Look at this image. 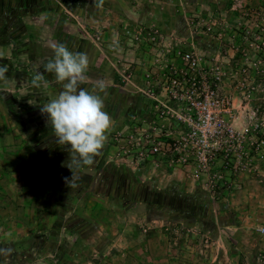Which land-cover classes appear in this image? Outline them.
<instances>
[{"label":"crops","instance_id":"1","mask_svg":"<svg viewBox=\"0 0 264 264\" xmlns=\"http://www.w3.org/2000/svg\"><path fill=\"white\" fill-rule=\"evenodd\" d=\"M32 1L34 2V0H0V29L2 30L0 31V65L8 67V72L5 74L7 80H0V221L5 220V225H0V236L9 233L12 236L22 234L21 240H26L31 235L30 228L33 229V226L30 227L27 222L28 228L24 227V223L14 228L12 224L17 214H20L21 219L29 220L31 212L39 218L35 233L37 235L43 233L40 238L42 241L47 239L46 234L56 236L61 229H68L70 236L75 237L77 234L81 236V232L93 228L88 227L89 221L102 217L100 205L97 206L96 203L91 205L92 200L89 199L91 194L96 192L93 187L97 188L100 185L108 190L109 196L114 192L120 194L118 200L121 204L127 201L134 205L129 207L131 210L124 214L122 221L132 220L135 224L144 222V225L150 222L151 227L155 228L158 226L153 225H161L162 219L154 218L150 213L138 216L132 212H141L138 206L142 203L150 208L154 204L153 207L158 210V190L160 185L164 184L163 194L170 200L171 205H164L161 211L168 208L170 213H179L181 218L188 220L190 211L184 207L177 212L173 206L175 202L189 201L193 197L194 201H199L197 199L199 196H203L208 201V209H210L208 214L206 212H200L198 215L190 213V217L193 218L196 226L203 229L204 233L211 235L210 241L193 244L185 239L177 246L174 242H169L166 236L160 235L158 231L155 234L148 232V243H145L144 247L149 248H145V255L142 248L132 245L130 247L135 249L136 254L128 250L123 258L118 256L117 259L113 258L114 260L101 261L105 258V251H109L110 248L100 245L95 248L101 254L97 257L100 261V263L96 262L97 264H238L235 256L239 249L264 251V236L260 238L256 233L260 226L264 227V172L259 181L245 178L242 184L236 186L239 189L235 191L236 193L228 195L221 192L212 200L204 193L206 178L193 182L190 176L191 167L171 169L167 166L166 160H161L159 168H155L152 162H148L142 166L138 165L136 169H127L122 164L117 166L110 164L106 158V148H103L101 155L95 158V163L84 167V170L90 173L84 172V176L76 181L78 187L70 188L64 181L65 177L70 179L72 176L71 170L67 167V164L71 162L70 153L67 150L69 146L57 143L47 114H42L40 111L44 104L55 99L62 90V84L56 82L54 75L44 70V65L54 59L51 45L63 43L70 51L88 54L90 63L86 73L87 80L81 87L100 95L104 102V110L112 118V127L107 133L106 146L113 131L128 130L132 118L139 123V130L150 126V106L153 102L142 92H150L146 94L164 102H170L163 84H154V91L151 92L149 84L143 82V76L147 72L155 76L161 74L165 67L170 65L171 56L157 53L156 50L146 47L147 45L141 46L140 42L137 45L131 44L134 41L130 36H124L121 28L125 22L140 25L146 23L149 15H153L151 21L161 23L165 27V23L172 22L171 7L176 4L171 1L164 3L160 0H156L155 4L151 5V0H104L101 9L96 7L98 0L95 2L94 0H85L86 2L66 0L75 4L77 8L74 12L75 16L81 17L88 25L87 33L90 39L84 40L82 36L74 33L67 34L63 25L62 31H54L53 36H49L44 41V35H35L34 26H31L32 28L27 26V24H36L25 22V18L29 16H38L32 20H36L39 26L49 27V23L45 21L48 18L47 9L41 2H34L39 6L33 8ZM189 3L207 6L206 0H193L188 1ZM59 5H62L61 2ZM54 8L56 11L55 6ZM160 9H165V16ZM54 13L49 15L52 17L49 19L50 23L53 22L56 25L58 17L60 19L61 16L63 20V13L61 10ZM114 42H118L119 51L113 49ZM3 46L4 51L1 54ZM125 69H131L135 74L133 88L120 86L119 74L125 72ZM38 72H42L48 81L39 88L31 83L32 77ZM98 81L105 82V92H100L96 88ZM23 90L43 92L37 96L28 97V103L32 104V108L23 116L24 120L19 119L14 111L18 100L16 98L9 100L7 96L9 92ZM3 92H7L5 96L2 95ZM14 125L15 130L12 129ZM81 171L80 168L77 170L78 177ZM10 188L11 191L8 190ZM142 192L144 195L149 194L150 199L143 200ZM81 194L84 199L80 205ZM197 194L199 196H195ZM161 202L160 204L164 203ZM238 205L239 208H237ZM31 207L32 211H30ZM244 207H250V213L243 212ZM239 210H241L240 213ZM129 212L131 214L128 215ZM59 219L67 220L68 227L59 226L57 221ZM79 219L87 225L79 226L77 224ZM46 220L50 223L48 228L45 226ZM51 223L54 225L52 226ZM243 231L249 239L239 242ZM97 233L100 235V230ZM155 237L158 242H154ZM43 246V242H34L26 246L24 243H14L13 239L5 244L0 243V248L12 249L10 254H14L19 248L26 255L33 249H37L38 256L42 255V251L45 253ZM53 250L57 259L55 264H76V259H68L71 257L68 254L74 258L77 257L75 253L72 254V248H69L67 252V249L54 245ZM198 253L201 256H198ZM194 254L197 256L194 257ZM2 258L8 257L6 255Z\"/></svg>","mask_w":264,"mask_h":264},{"label":"rangeland","instance_id":"2","mask_svg":"<svg viewBox=\"0 0 264 264\" xmlns=\"http://www.w3.org/2000/svg\"><path fill=\"white\" fill-rule=\"evenodd\" d=\"M58 1L62 5H59L60 2L58 3L55 0H34V2L43 3L44 8L47 9L48 18L45 21L49 23V27L44 28L42 25L39 26L36 20H32L36 17L38 18V16L25 18V22L36 24H27V26L29 28L34 26L33 32L35 35H44V41L49 36H53L54 31H62L63 25L67 34L74 33L82 36L84 40L90 39L87 33L89 31L88 25H86L81 17L75 16L74 12L77 10L75 4L69 3L66 0ZM74 1L86 2L85 0ZM155 1L151 0L152 3L150 5L155 4ZM160 1L164 3L171 1L176 4L171 7V11L173 12L172 22L165 23V27H163L161 23L157 24L151 21L150 19H153V15H149L147 22L150 21L148 23L140 25L138 23L125 22L123 28H121V32L124 36L131 37L134 41L131 43H134L133 45H137L140 42L141 46L147 45L146 47L156 50L157 53L171 56L168 69L163 70L161 74L156 76L151 72H147L143 76V82L149 84L151 92L154 91V84H162L168 81L167 79L170 77L169 67L178 71L182 70L184 64L179 58L180 55H178L181 53H191L202 60V64L208 72L205 74L206 82L210 83L216 72H219L222 87L221 92L231 100L233 105L231 117L225 116V119L229 122L233 121L232 124L239 136V144L231 158L221 157L210 170L202 172L198 177L194 176V170L191 168L190 176L193 182H199L202 178H206V192L204 193L211 197L212 200L221 192H225L228 195L234 194L236 193L235 191L239 190L236 186L242 184L245 178H253L259 181L264 172V0H206L207 6L188 4V1L193 0ZM34 2L32 1L31 3L33 8L39 6L38 3L35 4ZM54 6L56 7V11ZM59 10L63 13V20H61V16L60 19L58 17V22L54 25L53 22L50 23L49 18L52 17L49 15L55 14L54 12L58 13ZM160 10L162 15L165 16V9ZM0 31L2 30L0 29ZM3 51L4 46L1 48V54H3ZM125 70V72L123 71L119 74L120 86L122 88H126L127 86L133 88L135 74L131 69ZM182 76L185 77V80L187 78L188 80L194 78L192 73L189 76ZM6 93L3 92L2 95L5 96ZM41 93L43 92L23 90L9 92L7 96H9V100L10 98L18 100L14 111L19 119L22 118L24 120L23 116L32 108V104L28 103V97L37 96ZM142 93L144 96H147L146 93L150 92ZM148 98L150 99V97ZM170 104L173 108L177 109L176 102L171 100V98ZM138 124L137 120L132 118L127 131H113L111 133L108 143L104 147L106 148V158H108L110 164L116 166L122 164L127 169L137 168L135 160L132 157L133 154L125 153L129 148L123 139L131 133H135L138 130ZM172 126L177 131H185L186 128L184 125L175 122L172 123ZM12 129L15 130V125ZM84 167L86 166L80 167L82 173L79 174V178L84 176V172L90 173L86 169L85 171ZM163 186L164 184L160 185V189L158 190V210L156 207H153L154 204L150 208L142 203L138 206L142 210L141 212H132V214L138 216L140 214L149 215L150 213L154 218L162 219L161 225H153L158 226L155 228L151 227L150 222L144 225V222L135 224L132 220L122 221L124 214H127L131 210L129 207L134 205L127 201L121 204L118 200L120 194L114 192L109 196L108 190L101 185L97 188L93 187L94 191L96 189L95 193L98 194H91L89 199L92 200L91 205L93 203H96L97 206L100 205L102 217L91 221L88 220V227L92 226L93 228L84 230L86 232H81V236L78 234L75 237L70 236L71 233L68 229H61L56 233V236H50L49 233L46 234L47 239H43L42 241L40 238H42L43 233L40 235L35 233V227L39 225L37 215L31 212L29 220H27L25 218L21 219L20 214H17L13 219L12 225L16 228L24 223V227L28 228L26 225L28 222L30 227L33 226V229L30 228L31 235L24 241L21 240L22 234L18 236L3 235L0 236V243L5 244V242L7 243L11 239H13L14 243H24L26 246L32 245L34 242H43L45 253L42 251V255L38 256V250L33 249L26 255L19 248L14 254H7V259L2 258L6 255H0V264H37L39 262L40 264H42L41 262L55 264L57 259L53 250L54 245L67 249V252H69V248H72V254L75 253L77 257L74 258L68 254V256H71L68 259H76V264H97L100 263L97 257L101 254L95 250L96 247L104 245V248L106 246L110 248L109 251H105V258H102L101 261H108L113 258L117 259L116 257L118 256L123 258L124 253L128 250L136 254L135 249L130 247L132 245L142 248L144 252L145 248H149L148 246L144 247L145 243H148V232H154L155 234L157 231L160 235L166 236L169 242H174L177 246L185 239L193 244L210 241L211 235L204 233L202 228L194 224L190 213L188 217L189 222L181 218L182 216L178 215L179 213H170L168 208H164L161 211L164 205H171L169 203L170 200L163 194L165 190ZM14 188L16 187L14 186ZM8 190L11 191V188ZM146 198L150 199L149 194L143 196V200ZM83 199L84 196L81 194L79 197L80 205ZM161 201L164 204H160L162 203ZM187 204L186 202L183 203V207ZM232 207L236 208L235 205H232ZM237 208H239V205ZM249 208L244 207L245 211L243 212L250 213ZM185 209L188 210L189 206L188 208L185 207ZM30 211H32V207ZM240 212L241 210H239ZM79 220L77 221L79 226L87 225L86 222L82 221V223ZM57 221L61 227L62 225H68L65 219ZM0 222V225H5V220H1ZM44 222L48 228L50 225L49 220ZM51 225L53 226L54 224L51 223ZM98 230H100V235L97 233ZM261 230H264V227L260 226L256 232L260 238L264 236ZM249 231L251 232V228ZM154 234L152 235L154 236ZM247 239H249V236L243 231L238 241L243 242ZM154 242H158L157 237L154 238ZM121 251L123 252L121 253ZM236 254L235 258L238 264H264V251L239 249L236 251ZM196 256L197 254H194V257ZM198 256H201L200 253H198ZM259 258L262 259L259 260Z\"/></svg>","mask_w":264,"mask_h":264},{"label":"built area","instance_id":"3","mask_svg":"<svg viewBox=\"0 0 264 264\" xmlns=\"http://www.w3.org/2000/svg\"><path fill=\"white\" fill-rule=\"evenodd\" d=\"M178 55L184 67L180 71L169 67L170 77L162 83L177 109L170 102L146 94L153 102L150 126L123 139L129 148L125 153L133 154L137 166L152 162L159 168L161 160H166L169 168L191 167L198 177L221 157L231 158L237 150L239 136L233 121L225 119L231 117L233 105L221 92L219 72L208 83L205 77L208 72L200 58L191 53ZM190 73L194 78L185 80L182 75ZM173 122L184 125L185 131H177Z\"/></svg>","mask_w":264,"mask_h":264},{"label":"clouds","instance_id":"4","mask_svg":"<svg viewBox=\"0 0 264 264\" xmlns=\"http://www.w3.org/2000/svg\"><path fill=\"white\" fill-rule=\"evenodd\" d=\"M95 2V0H94ZM104 0H98L97 8H103ZM54 59L44 65L47 73L53 74L57 83L62 84L59 95L44 104L40 111L47 114L51 122L53 135L59 145L69 146L70 163L67 167L72 176L64 178L70 188L78 187L77 170L81 166H92L95 158L108 139L107 133L112 127V118L104 110V102L100 95L89 92L81 85L87 80L89 56L86 52H73L63 43H53ZM113 49L119 51L118 42ZM7 65H0V80H7ZM34 87L39 88L48 81L42 72L36 73L31 80ZM96 88L106 91L104 81H98ZM11 236V234H8ZM12 252L11 248H0V255Z\"/></svg>","mask_w":264,"mask_h":264},{"label":"trees","instance_id":"5","mask_svg":"<svg viewBox=\"0 0 264 264\" xmlns=\"http://www.w3.org/2000/svg\"><path fill=\"white\" fill-rule=\"evenodd\" d=\"M195 196H199V194H197ZM193 199H194V197H193ZM193 199H190L189 201H185L188 204L184 207L188 208V206H189L188 210L190 211V213H192L194 215H198L200 212L201 213L206 212L208 214V212L210 210V209H208V206H209L208 201L205 200V198L203 196H199L197 198L199 201H196V200L194 201ZM185 202H175L173 204L175 210L178 212V211L184 209L183 203H185Z\"/></svg>","mask_w":264,"mask_h":264}]
</instances>
